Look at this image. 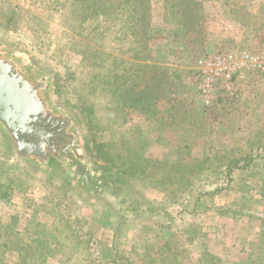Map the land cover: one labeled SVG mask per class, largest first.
I'll use <instances>...</instances> for the list:
<instances>
[{
	"label": "rangeland",
	"instance_id": "374dc122",
	"mask_svg": "<svg viewBox=\"0 0 264 264\" xmlns=\"http://www.w3.org/2000/svg\"><path fill=\"white\" fill-rule=\"evenodd\" d=\"M177 1L150 0L147 32L113 0H0V51L46 78L88 166L113 184L70 188L61 173L23 165L0 126V264L264 255L257 223L232 212L248 195L247 213L264 214V197L253 194L264 177L226 175L231 160L264 163V72L233 78L232 96L217 85L205 104L198 71L217 53L264 52V0Z\"/></svg>",
	"mask_w": 264,
	"mask_h": 264
},
{
	"label": "water",
	"instance_id": "95a60500",
	"mask_svg": "<svg viewBox=\"0 0 264 264\" xmlns=\"http://www.w3.org/2000/svg\"><path fill=\"white\" fill-rule=\"evenodd\" d=\"M39 78L32 76L17 58L0 51V126L4 138L9 134L19 151L26 154L45 144L42 143L45 129L41 124L44 114L58 116L62 113L51 104L47 87L35 88ZM31 140L34 143L27 144Z\"/></svg>",
	"mask_w": 264,
	"mask_h": 264
},
{
	"label": "flooded vegetation",
	"instance_id": "af4514ba",
	"mask_svg": "<svg viewBox=\"0 0 264 264\" xmlns=\"http://www.w3.org/2000/svg\"><path fill=\"white\" fill-rule=\"evenodd\" d=\"M46 81V78L41 76L35 88H46ZM63 114H57L58 116L50 113L44 114L45 118L41 120L46 135L42 137V143H45L43 148L26 154L24 151H19L9 134H5L4 148H7L12 156L23 165L36 166L47 176L56 172L61 173L62 181L70 188L72 185H78L86 191H92L93 189L99 190L105 184L107 187H112L110 180L94 172L88 166L85 150L79 144L76 132L73 131V122L71 118ZM37 127L42 129L40 124ZM33 143L34 141L31 140L27 144L32 145Z\"/></svg>",
	"mask_w": 264,
	"mask_h": 264
},
{
	"label": "trees",
	"instance_id": "16d2710c",
	"mask_svg": "<svg viewBox=\"0 0 264 264\" xmlns=\"http://www.w3.org/2000/svg\"><path fill=\"white\" fill-rule=\"evenodd\" d=\"M179 5H182L180 3V0L177 1ZM185 10H187V14H185V17L190 16L188 13L190 12V2H188L184 6ZM113 11L115 13L120 12L124 14L126 13L127 18L130 19L133 23L142 22L144 29L148 32V30L151 27L152 23V17H151V3L150 0H113ZM187 20V19H185ZM135 25V24H133ZM262 155H264V150L262 152L258 153L257 158L262 159ZM241 165V166H240ZM242 168V169H241ZM234 169H241L246 172V175L249 178L254 177H264V163L261 165L256 158L255 159H249V160H243V159H236L231 160L226 165V175H229L233 172ZM229 177V176H228ZM256 185V190L253 192V194L257 197L256 200H260L264 197V192L260 190L261 185L259 181H254ZM251 199H254V197H251ZM200 201V198L195 199V207L198 206V203ZM250 202V200H249ZM214 208V207H213ZM211 210V209H210ZM248 211V195L244 196L243 202L240 203L238 209L232 211L234 214H245L247 217H249L250 222L257 223L254 226V236H256L255 239L260 240L264 243V214L258 215L257 217L253 216V214L247 213ZM213 212L216 215H220L225 213V211H222L220 209H213ZM206 213V212H205ZM227 213V212H226ZM252 235V233H251ZM118 255V253H116ZM258 258V260H257ZM126 264H131L128 260L126 261ZM199 264H219V261L214 259L208 254H203L201 257V260L199 261ZM235 264H264V255H261L260 257L256 255L255 258H247L246 260H243L241 262H237Z\"/></svg>",
	"mask_w": 264,
	"mask_h": 264
},
{
	"label": "built area",
	"instance_id": "2783aa9c",
	"mask_svg": "<svg viewBox=\"0 0 264 264\" xmlns=\"http://www.w3.org/2000/svg\"><path fill=\"white\" fill-rule=\"evenodd\" d=\"M264 72V52L252 57L243 52L238 56L231 53H217L198 62L201 75L200 91L204 103L208 104L212 91L221 85L229 96L233 95L231 88L233 78L241 79L248 71Z\"/></svg>",
	"mask_w": 264,
	"mask_h": 264
}]
</instances>
